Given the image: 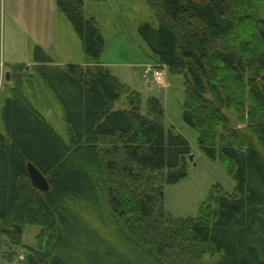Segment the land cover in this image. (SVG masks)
I'll return each instance as SVG.
<instances>
[{"label": "trees", "instance_id": "16d2710c", "mask_svg": "<svg viewBox=\"0 0 264 264\" xmlns=\"http://www.w3.org/2000/svg\"><path fill=\"white\" fill-rule=\"evenodd\" d=\"M85 1L57 4L88 65H55L39 46L33 57L64 108L69 145L32 106L26 66L8 69L14 84L0 95V237L24 250L26 264H50L70 239L101 249L98 264H171L190 249H197L193 264H264V0H149L158 26L139 28L149 57L182 77L183 122L235 183L233 193L213 191L199 217L178 219L165 208V186L188 177L190 142L166 128L158 98L144 114L141 95L102 63L106 39L86 18ZM1 15L2 0L0 66ZM123 100L127 108H116ZM245 107L249 134L225 113ZM29 163L48 179V193L33 186ZM28 226L41 227L36 248L23 245Z\"/></svg>", "mask_w": 264, "mask_h": 264}, {"label": "rangeland", "instance_id": "374dc122", "mask_svg": "<svg viewBox=\"0 0 264 264\" xmlns=\"http://www.w3.org/2000/svg\"><path fill=\"white\" fill-rule=\"evenodd\" d=\"M2 0L1 15V64L0 95L7 84H14L8 63L11 59L19 64L33 61L34 49L39 46L49 53L56 61L85 62V54L78 36L63 12L59 9L57 0ZM32 8L28 14L30 19H24L19 9ZM14 9V10H13ZM17 12H16V10ZM87 19L94 18L106 39V48L102 63L106 65L119 80L132 91H137L143 101V113L149 99L158 98L165 110L166 128H173L176 133L183 134L190 142L194 160L189 163L188 177L177 184L165 186V208L173 218H197L201 207L209 201L211 193H233L235 183L220 161L206 157L198 147L199 133L186 125L182 119V104L185 100V88L181 76H172L167 70L161 72L153 59L149 57L147 44L142 40L139 28L144 24L158 26L155 12L150 7L149 0H86L84 7ZM258 13L264 21V2L258 5ZM6 20V24L4 22ZM27 25H36L33 31ZM18 28V29H17ZM238 51V47L234 49ZM49 55V56H50ZM160 75L155 77L156 71ZM24 73V72H23ZM26 73V70H25ZM147 73H149L147 75ZM7 74L10 79L7 80ZM12 82V83H11ZM152 82L153 89L148 88ZM39 88L25 92L33 106L46 118L48 124L59 134L67 145L70 144L65 111L54 92L42 81ZM35 93V95H34ZM1 107V100H0ZM116 108L126 109L125 100ZM234 129L249 134L248 107L242 113L225 111ZM243 116V122L240 117ZM101 231L113 237L114 229L109 227ZM41 231L40 226H28L23 236V245L36 248V237ZM6 238L0 237V264H26L24 250L5 243ZM83 241V238H82ZM86 242H88L86 240ZM86 244V243H84ZM12 249V250H11ZM16 253L13 259L7 258V253ZM96 245L74 247L71 239L57 249L54 260L50 264H98L95 255L100 253ZM197 249H190L188 258L179 256L170 260L171 264H193ZM103 252V251H102ZM132 254V253H130ZM133 255V254H132ZM209 257H207L208 259ZM146 264H150L146 262Z\"/></svg>", "mask_w": 264, "mask_h": 264}, {"label": "crops", "instance_id": "0c3cea01", "mask_svg": "<svg viewBox=\"0 0 264 264\" xmlns=\"http://www.w3.org/2000/svg\"><path fill=\"white\" fill-rule=\"evenodd\" d=\"M12 3H13V6L16 7V0H12ZM4 6H6L7 2L6 0H4ZM14 10V9H13ZM16 10V9H15ZM19 13H21L23 16L24 19H30L28 14L31 12L32 8H23V9H19ZM17 12V10H16ZM4 22L6 24V20L4 18ZM28 27H31L33 29V31H36L37 28H36V25L33 27V25H27ZM18 29V28H17ZM74 31V30H73ZM80 40V39H79ZM82 47V46H81ZM83 50V49H82ZM49 54V53H48ZM50 55V54H49ZM50 57L52 58L53 62L55 65H60V66H64V65H68V64H78V65H81L80 63L81 62H75V63H72V62H67V60H62V61H56L55 58H53L51 55ZM85 62H86V59H85ZM5 66L7 64H4ZM16 65H25L26 66V76H28V78L32 81L33 83V87H30L28 88V90H33L35 92V90H37L39 88V82H40V77L36 74L35 72V66L37 64H35L34 62V59L33 61L31 62H28V64H19V62H17V60H14V59H11L8 63V66L9 68L12 67V66H16ZM5 68V67H4ZM2 71L0 70V74L2 75L1 73ZM148 88L149 89H153V85H152V82H148ZM35 95V93H34ZM32 106H33V103H32ZM34 107V106H33ZM35 108V107H34ZM36 109V108H35ZM37 110V109H36Z\"/></svg>", "mask_w": 264, "mask_h": 264}, {"label": "water", "instance_id": "95a60500", "mask_svg": "<svg viewBox=\"0 0 264 264\" xmlns=\"http://www.w3.org/2000/svg\"><path fill=\"white\" fill-rule=\"evenodd\" d=\"M10 79V74H7V80ZM190 162L194 160V154H191L189 157ZM27 170L29 174V178L33 184V186L43 192L48 193L50 190V184L46 176L42 174L33 164L29 163L27 165Z\"/></svg>", "mask_w": 264, "mask_h": 264}, {"label": "built area", "instance_id": "2783aa9c", "mask_svg": "<svg viewBox=\"0 0 264 264\" xmlns=\"http://www.w3.org/2000/svg\"><path fill=\"white\" fill-rule=\"evenodd\" d=\"M160 74L161 73L159 71H156L154 75H155V77H158L157 75H160Z\"/></svg>", "mask_w": 264, "mask_h": 264}]
</instances>
